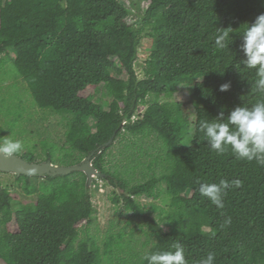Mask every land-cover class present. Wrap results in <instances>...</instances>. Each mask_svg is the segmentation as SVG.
<instances>
[{
    "label": "trees",
    "instance_id": "16d2710c",
    "mask_svg": "<svg viewBox=\"0 0 264 264\" xmlns=\"http://www.w3.org/2000/svg\"><path fill=\"white\" fill-rule=\"evenodd\" d=\"M2 1L0 38L10 30L14 41L1 43L5 57L0 66L12 61L35 104L65 121L68 148L62 159L50 151L46 160L72 165L90 155L93 166L107 175L105 181L119 190L112 201L123 200L134 215L141 214L133 196L148 188L159 196L164 185L170 210L158 224L146 222L154 241L132 264H148L147 255L174 251L177 242L187 264H200L209 252L215 253V264H264V165L238 159L230 147L218 155L199 129L202 121L221 112L226 119L235 107H251L264 97L255 88L256 70L243 64L241 48L243 31L264 13V0H148L137 25L128 22L130 12L119 0ZM146 26L151 45L145 77L137 79L134 62ZM218 28H231L224 50L215 47ZM123 73L126 79L120 78ZM225 82L230 89L219 91ZM100 83L111 99L108 108L85 95L88 84ZM180 85H192L194 97L203 101L193 103L189 146L173 135L180 112L168 99ZM147 97L151 102L131 121ZM2 134L0 128V140ZM137 136L153 138L147 153L152 174L131 184L122 170L105 164L108 150L121 137L132 142L122 144L121 151L139 161L146 152L130 140ZM110 138L112 143L104 146ZM32 178L37 177L15 176L35 193ZM62 178L72 181L71 193H39L33 213L14 211L10 191L0 186V264H101L96 241L78 239V225L92 210L86 177L74 171ZM237 179L241 184L226 190L222 209L199 192L201 183ZM120 238H108L103 255L110 257L114 247L120 250Z\"/></svg>",
    "mask_w": 264,
    "mask_h": 264
},
{
    "label": "rangeland",
    "instance_id": "374dc122",
    "mask_svg": "<svg viewBox=\"0 0 264 264\" xmlns=\"http://www.w3.org/2000/svg\"><path fill=\"white\" fill-rule=\"evenodd\" d=\"M4 2L5 0L1 3ZM119 2L130 12L128 22L137 25L147 7L148 0H119ZM149 29L150 26L145 27L138 45V55L134 62L137 79L145 77V60L149 56L151 45V39L145 32H148ZM13 41V33L10 30H5L0 38V45L4 42L12 43ZM4 55V52L0 53V58H4ZM120 78L126 79V74L123 73ZM193 94L192 85H180L168 99L176 105L180 112V122L173 135L185 146L190 145L194 131L195 111L193 103L203 104V101L194 97ZM85 95L104 108H108L111 102L101 83L96 86L88 84ZM165 100V98L160 99V101ZM150 102L151 98L147 97L145 103L138 106L137 111L130 118L131 121L138 119ZM90 123L93 125L94 120L91 119ZM65 127V121L61 115L52 113L48 109L39 108L35 104L26 82L17 73L13 62L7 59L0 66V128L3 131L0 143L6 138L20 140L25 147L15 155L31 162L48 161L46 156L50 151L53 152L55 159L57 157L62 159L68 148L65 143ZM130 140L136 142V145H140L141 150L146 152L145 154L142 152L143 155L138 158L139 161H130L125 151H121L122 144L129 143L132 145L131 141L121 137L114 141L108 150V162L105 166L107 169H109L108 166H112L113 170H122V176L124 175L130 180L131 184H135L149 178L152 174V170L147 165L151 156L147 153H150L153 138L137 136ZM77 157L78 153H75V160ZM66 160L69 161V157ZM53 163L61 166L68 164L58 160H53ZM62 176L64 175H56L52 177V180L32 178L31 181L35 185L36 192L31 193L25 182L17 181L13 174L0 171V186L10 191L14 211L33 213L36 210V197L39 193H71L73 190L72 181L69 179L65 182ZM76 177L78 175L74 176V178ZM163 187L162 184L159 188V196L154 195L152 188L133 196L136 207L141 214L139 216L134 215L125 206L123 200L120 199L118 203L112 201L119 190H116L103 179H94L90 189L92 210L89 212L88 218L78 225V239L89 236L96 241L100 248L96 257L101 264H132L137 256L144 253L154 241L150 235L151 229L148 228L146 222L158 224L160 215L170 210L168 205L170 200L164 193ZM9 226L13 228L14 225L11 223ZM119 235H121L119 243L122 245L120 250L113 246L110 257L103 255L107 239L111 236L116 238Z\"/></svg>",
    "mask_w": 264,
    "mask_h": 264
},
{
    "label": "clouds",
    "instance_id": "9594fccd",
    "mask_svg": "<svg viewBox=\"0 0 264 264\" xmlns=\"http://www.w3.org/2000/svg\"><path fill=\"white\" fill-rule=\"evenodd\" d=\"M231 28H218L215 47L224 50L229 45ZM243 50L246 59L243 64L247 69H255V88L264 94V13L258 15L251 25H247L242 33ZM230 82L219 85V91L230 89ZM199 129L203 132L211 149L218 155L226 152L229 147L238 159L256 160L264 165V97L257 100L251 107H235L226 119L223 113L216 119L202 121ZM20 140L3 139L0 143V158H10L24 149ZM240 180H220L217 183H201L199 192L207 197L218 208H224L223 197L226 190L234 185L239 187ZM231 219L225 220L230 224ZM174 251H156L145 257L148 264H187L185 250L180 243L173 244ZM215 253L209 252L200 260V264H215Z\"/></svg>",
    "mask_w": 264,
    "mask_h": 264
},
{
    "label": "water",
    "instance_id": "95a60500",
    "mask_svg": "<svg viewBox=\"0 0 264 264\" xmlns=\"http://www.w3.org/2000/svg\"><path fill=\"white\" fill-rule=\"evenodd\" d=\"M124 123H121L120 127L123 126ZM113 138H110L104 146L109 145L112 143ZM90 155H87L78 163L61 166L52 163L51 161H43V162H30L23 159L19 155H13L10 158L4 159L0 158V171L7 172L13 174L16 177L21 175L24 176H32L38 178H45L46 176L54 177L56 175H68L71 172H82L86 179H85V189L86 192L89 194L92 181L94 179H103L107 180V175L98 171L92 164L90 160Z\"/></svg>",
    "mask_w": 264,
    "mask_h": 264
}]
</instances>
